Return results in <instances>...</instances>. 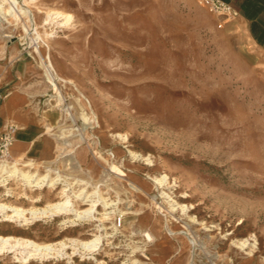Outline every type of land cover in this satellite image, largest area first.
I'll return each instance as SVG.
<instances>
[{
	"label": "rangeland",
	"instance_id": "rangeland-1",
	"mask_svg": "<svg viewBox=\"0 0 264 264\" xmlns=\"http://www.w3.org/2000/svg\"><path fill=\"white\" fill-rule=\"evenodd\" d=\"M23 7L31 19L0 12V103L13 79L43 116L36 147L46 152L17 154L14 140L0 164L40 173L51 166L61 177L55 188L40 189L9 178L0 202L42 209L62 200L63 188L100 198L76 225L61 224L69 213L26 225L0 214V236L67 245L62 255L28 264H264V55L241 28L219 27L196 0H36ZM51 10L73 18L41 26ZM34 32L48 44H39L41 55L27 42ZM47 53L72 82L57 80L62 101L41 67ZM83 110L96 121L85 122ZM4 124H15L16 136L19 126ZM61 127L69 133L59 135ZM162 175L167 182L159 186L153 178ZM84 200L73 204L86 209ZM97 235L93 252L69 240ZM15 256L1 251L0 264H23Z\"/></svg>",
	"mask_w": 264,
	"mask_h": 264
},
{
	"label": "bare ground",
	"instance_id": "bare-ground-1",
	"mask_svg": "<svg viewBox=\"0 0 264 264\" xmlns=\"http://www.w3.org/2000/svg\"><path fill=\"white\" fill-rule=\"evenodd\" d=\"M24 4H33L36 3V0H0V12L4 13L5 15L14 16L15 18H19V14L21 13L23 16L27 17L28 19H31L33 14L30 9L24 8V4L19 6L18 4L21 2H24ZM8 4V7H5V5ZM38 13H41L42 11L40 9L37 10ZM42 16V15H41ZM73 16L71 13H62L57 10H51L44 17L40 18V24L41 26L57 23L60 26L67 25L71 22ZM62 20V22H61ZM18 22V21H17ZM21 25V24H20ZM37 28V27H36ZM35 27H32V31H36ZM31 33V32H30ZM46 38L48 37H54V33H48L45 32L44 34ZM40 33L34 32L33 35H31L30 40L27 41L29 45L33 47V50L36 53H39L38 55H41L39 50V44L42 43L45 46H48L46 40L43 38ZM53 57V56H52ZM41 67L44 70V75L51 87L57 92L59 99L61 100V94L58 90L57 86V80H62L64 82L72 83L71 80L63 78L61 75V72L59 70V66L52 60L49 53L45 57L41 56ZM55 59V58H54ZM62 101V100H61ZM88 105V102L86 104ZM65 106V105H64ZM64 110H66L67 114L70 116V112L68 110V107H64ZM71 118V117H70ZM82 118L85 122L89 123L91 121H96L94 115H89L88 112H85L83 110L82 112ZM68 130L67 127H61L60 128V134L62 136L67 135L69 132H66ZM135 155V154H134ZM80 161V160H79ZM150 162V161H149ZM31 163H26L24 166H29ZM110 167L112 169L120 170L114 165L110 164ZM53 172L56 173L57 171L53 169L51 166L46 167V173H40V172H31V171H24L23 169L19 168L17 166L16 162L13 163H6L3 162L0 164V186H3L9 178L17 177L20 178L23 181V184L25 187H28L30 189L35 188H42V186H49V188H55L56 181L60 179L61 174H56V176L53 177ZM59 176L58 178H56ZM154 182L159 186H164V184L167 182V176L162 175L161 177H154ZM6 181V182H5ZM85 182H81L79 184H84ZM68 188L61 189V197L62 200L58 202H51L48 203L44 208L37 209L34 207L30 208H24L22 206L18 205H6L5 203L0 202V214L6 216L4 220L11 221V222H22V224H29L35 220L42 219L44 217H53L57 215H61L63 213H69L73 216L72 219L61 222V224H65L68 222H73L71 225H76L78 221H83L85 218L92 216L95 207H96V200H99L100 196H96L97 199H93L95 197L94 193L87 194V191L82 188L77 194H68L67 193ZM10 191H7L6 195H9ZM163 194H166V192H162ZM73 196V197H72ZM82 199L85 198V202H89V207L86 209H80L78 207L74 206L73 199ZM182 207V206H180ZM173 209V207H172ZM8 212L10 214H8ZM29 215V216H28ZM187 236L188 234L185 233ZM145 236L148 241H153L154 236L149 233L145 232ZM191 246L193 247V243L195 242L190 236H188ZM73 244H78L82 249L88 252H93L97 249V247L100 245L102 241V237L100 235H97L95 238L91 240H80L77 238L69 239ZM246 241H241L239 243V246L242 248L246 247ZM67 245L65 242H57V243H42L38 242L32 239L28 238H21V237H14V236H0V252L1 251H8L13 252L16 256V261L21 262L23 264H28L31 260H43L50 257H53V255L56 254L62 255L63 248H65ZM87 252V253H88Z\"/></svg>",
	"mask_w": 264,
	"mask_h": 264
},
{
	"label": "crops",
	"instance_id": "crops-1",
	"mask_svg": "<svg viewBox=\"0 0 264 264\" xmlns=\"http://www.w3.org/2000/svg\"><path fill=\"white\" fill-rule=\"evenodd\" d=\"M225 1L239 12L234 20L224 22L228 23L227 28L235 31L240 27L242 36L248 44L264 55V0ZM214 17L219 23L220 19ZM16 76L19 77V74H15L13 78H17ZM10 82H12L10 92L0 103V122L11 121L19 126L12 151L26 155L31 152L44 154L46 149L36 147L38 142L43 140V116L39 115L38 109L30 102L29 97L20 91V87H16L17 83L13 79L9 80ZM58 119V115L53 111V122H57Z\"/></svg>",
	"mask_w": 264,
	"mask_h": 264
},
{
	"label": "built area",
	"instance_id": "built-area-1",
	"mask_svg": "<svg viewBox=\"0 0 264 264\" xmlns=\"http://www.w3.org/2000/svg\"><path fill=\"white\" fill-rule=\"evenodd\" d=\"M196 2L204 7L210 14L220 19L219 27L226 21L234 20L239 12L225 0H196ZM17 126L15 124H4L0 127V153L9 156V147L15 140Z\"/></svg>",
	"mask_w": 264,
	"mask_h": 264
}]
</instances>
